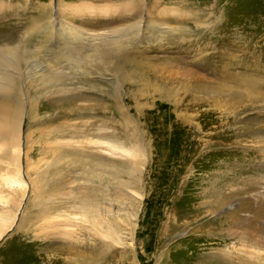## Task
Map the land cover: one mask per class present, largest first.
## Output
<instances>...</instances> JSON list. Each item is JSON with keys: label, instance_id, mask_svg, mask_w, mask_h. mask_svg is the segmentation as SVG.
Instances as JSON below:
<instances>
[{"label": "rangeland", "instance_id": "374dc122", "mask_svg": "<svg viewBox=\"0 0 264 264\" xmlns=\"http://www.w3.org/2000/svg\"><path fill=\"white\" fill-rule=\"evenodd\" d=\"M120 1L51 9L86 20ZM148 3L185 39L133 43L124 82L109 66L75 72L69 94L41 95L23 119L19 150L0 140V264H264V0ZM41 7L0 0V37Z\"/></svg>", "mask_w": 264, "mask_h": 264}, {"label": "bare ground", "instance_id": "6f19581e", "mask_svg": "<svg viewBox=\"0 0 264 264\" xmlns=\"http://www.w3.org/2000/svg\"><path fill=\"white\" fill-rule=\"evenodd\" d=\"M120 3H106L105 8H93L88 14L82 11L79 14H83L86 20H75L63 12L59 17H54L50 0V11L41 7L38 15L30 17L29 25L0 37L1 141L5 140L10 148L19 150L23 119L35 114L39 97L44 95L48 103L55 106L59 98L73 89L71 80L78 76L76 74L87 75L90 71H100L109 66L113 71L112 77L124 82L130 77L123 69L125 60H129L126 51L133 43L140 42L144 37L160 42L164 33L175 34L181 41L185 39L181 29L176 27L183 20L170 18L168 8L160 7V3L150 4L148 0H122ZM106 17V22L100 21ZM17 33H21L22 37L19 38ZM32 37L37 40L34 42ZM50 46L57 48L52 58L38 56L39 52L53 50ZM81 47L88 48L86 50L90 53L82 55ZM29 87L32 88L31 94L28 93ZM68 101V98H63L61 102L68 105ZM13 159L15 162L19 160L18 153ZM132 167V172H138L135 164ZM17 174L20 175V172ZM44 175L54 176L52 170ZM130 179L133 182L137 176L130 175ZM53 183L56 181L53 180ZM84 205H88V202H84ZM92 212L95 213L94 210ZM2 232L3 229L0 235ZM108 233L114 234L112 231ZM60 249L64 253H71L69 245L62 244ZM222 264L232 263L225 261Z\"/></svg>", "mask_w": 264, "mask_h": 264}]
</instances>
